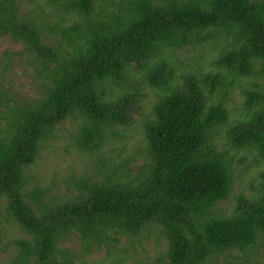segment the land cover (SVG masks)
Instances as JSON below:
<instances>
[{
	"label": "trees",
	"instance_id": "obj_1",
	"mask_svg": "<svg viewBox=\"0 0 264 264\" xmlns=\"http://www.w3.org/2000/svg\"><path fill=\"white\" fill-rule=\"evenodd\" d=\"M0 37L40 83L21 99L0 85L3 264H125L154 234L164 250L148 264H262L264 173L249 192L235 182L240 153L264 164V0H0ZM239 78L253 81L234 119ZM137 118L139 150L102 151ZM64 123L93 163L62 181L32 173Z\"/></svg>",
	"mask_w": 264,
	"mask_h": 264
},
{
	"label": "rangeland",
	"instance_id": "obj_2",
	"mask_svg": "<svg viewBox=\"0 0 264 264\" xmlns=\"http://www.w3.org/2000/svg\"><path fill=\"white\" fill-rule=\"evenodd\" d=\"M56 40H59V37L56 36ZM7 51L10 54V65L7 71L3 70L4 60H2V52ZM214 51H212L213 53ZM189 55V52H184L183 57ZM38 65L23 49L21 43L13 41L9 37H0V85L7 89L9 94L13 98L21 99L23 97H31L36 95V86L40 83L38 78L35 76V69ZM251 79H241L239 78L233 82L229 95L226 98V104L231 110L232 117L238 118L240 116V110L243 109L241 102L243 100L241 96L242 89L251 86ZM256 81L263 83V78H256ZM154 90L149 87L144 88V104L143 108L145 111L151 109V103L155 100ZM1 109V108H0ZM140 120L137 118L136 122L127 127L122 133L121 143H116L114 145H106L103 147L102 151L107 153L109 152L110 147H116L115 154L120 152L122 157L131 156L134 149H140L141 147V129H140ZM64 127V129H63ZM75 133L74 126L70 123H64L60 128L59 135L55 139H50V147L46 148L41 152L40 157L36 162L31 166V172L39 175L45 176L48 180L49 177H52V174L55 177L56 181H62L61 177L63 173H81L85 166H90L93 161L92 157L87 154H82L76 150L73 142H71V136ZM136 147V148H135ZM138 149V150H139ZM240 153V152H239ZM239 157H242L243 161L240 163L244 169L245 175L235 182V187L244 188L246 192H249L251 189V180L256 183L257 175L264 173V164L257 163L253 156L249 154H244L243 152L239 154ZM141 162L140 158L134 163V166ZM238 162V161H237ZM239 163V162H238ZM54 186V192L59 191L58 194L62 195L65 191L64 184L58 182ZM3 201L0 200V264H3V258L9 255V248L6 246L8 237L10 236L9 231L12 230L11 224L6 221V216L3 213ZM229 202L226 201L222 206L226 209L229 208ZM155 238V234L141 243V246L135 244V251L130 252V256L126 258L125 264H148L154 260L155 257L159 255L161 251L164 250V246L159 245ZM66 245H75L76 239L71 237V240L66 241ZM128 244L124 237L120 238L119 246H124ZM93 255L89 257V261H98V257L103 255V250L94 251ZM260 259L262 264H264V247L260 251ZM217 264H228L227 261L220 259Z\"/></svg>",
	"mask_w": 264,
	"mask_h": 264
}]
</instances>
